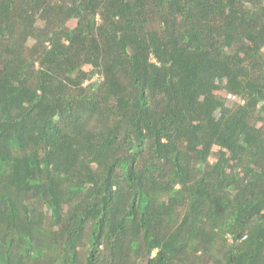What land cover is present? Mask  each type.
Here are the masks:
<instances>
[{
    "label": "trees",
    "instance_id": "16d2710c",
    "mask_svg": "<svg viewBox=\"0 0 264 264\" xmlns=\"http://www.w3.org/2000/svg\"><path fill=\"white\" fill-rule=\"evenodd\" d=\"M0 264H264V0H0Z\"/></svg>",
    "mask_w": 264,
    "mask_h": 264
},
{
    "label": "built area",
    "instance_id": "2783aa9c",
    "mask_svg": "<svg viewBox=\"0 0 264 264\" xmlns=\"http://www.w3.org/2000/svg\"><path fill=\"white\" fill-rule=\"evenodd\" d=\"M227 100L228 104L231 106L236 103L244 104V100H242L239 96L230 93L227 95Z\"/></svg>",
    "mask_w": 264,
    "mask_h": 264
},
{
    "label": "rangeland",
    "instance_id": "374dc122",
    "mask_svg": "<svg viewBox=\"0 0 264 264\" xmlns=\"http://www.w3.org/2000/svg\"><path fill=\"white\" fill-rule=\"evenodd\" d=\"M71 25H72V26H75V25H76V21H72V22H71ZM89 69H91V67H89ZM95 80H97V79H95ZM217 150H218L217 148L214 149L215 152H216Z\"/></svg>",
    "mask_w": 264,
    "mask_h": 264
}]
</instances>
